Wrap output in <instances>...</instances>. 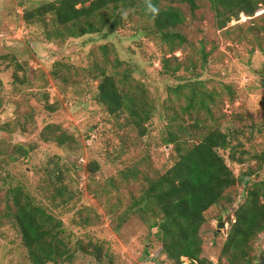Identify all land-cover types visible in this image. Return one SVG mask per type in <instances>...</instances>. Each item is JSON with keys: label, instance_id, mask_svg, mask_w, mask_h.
Returning a JSON list of instances; mask_svg holds the SVG:
<instances>
[{"label": "rangeland", "instance_id": "rangeland-1", "mask_svg": "<svg viewBox=\"0 0 264 264\" xmlns=\"http://www.w3.org/2000/svg\"><path fill=\"white\" fill-rule=\"evenodd\" d=\"M53 1L0 0V264H31L14 225L9 192L22 187L40 199L48 197L45 170L51 160L71 168L68 183L79 194L74 210L58 214L75 253L71 263L60 264H109L106 258L99 262L91 250L82 251L78 246L96 237L105 252L112 251L111 264H173L162 254L157 231L137 215L119 227L120 215L141 195L147 179L166 173L176 163L177 154L167 143L166 121L160 116L141 136L124 119L110 118L95 102L99 72L93 71L92 65L97 62L109 74L122 73L128 66L119 68L117 60L131 65L133 76L150 87L165 108L163 114L179 115V123L191 132L194 143L215 129L239 137L247 155L243 165L229 161L240 179L227 192L234 203L212 208L202 229L204 257L215 264H227L219 261L229 230V224H224L219 232L223 211H227V219L232 217L244 201L245 188L264 181V164L256 160L264 153V8L253 18L242 15L219 30L209 0H196L194 12L187 3H172L185 16L177 32L187 39L182 46L176 44L173 52L148 35L144 27L150 23L138 18L116 34L49 42L38 25L26 23L24 15ZM104 46L109 48L107 53ZM14 59L26 67L25 84L14 83ZM164 59H170L179 71L163 74ZM57 61L72 65L71 73L64 72L70 76L69 82L51 74ZM190 83H201L202 93L213 95L214 102L207 99L209 110L196 105L184 111L189 105ZM47 102L58 108L55 113L45 109ZM196 122L199 128H193ZM49 125L55 126L52 136L64 132L73 137L64 152L42 138ZM185 137L188 139V134ZM21 146L34 149L24 157L17 152ZM224 155L227 158L229 154ZM93 162L100 170L91 180L88 167ZM255 250L259 259L264 252V233L255 242ZM183 263L189 261L183 259Z\"/></svg>", "mask_w": 264, "mask_h": 264}, {"label": "trees", "instance_id": "trees-1", "mask_svg": "<svg viewBox=\"0 0 264 264\" xmlns=\"http://www.w3.org/2000/svg\"><path fill=\"white\" fill-rule=\"evenodd\" d=\"M209 1L219 30H224L233 21H239L242 15L253 18L264 8V0ZM175 2L187 3L193 12L198 9L196 0H56L26 11L24 20L29 25H38L47 41L53 42L104 32L107 35L116 34L138 18L150 23L144 27L148 35L175 52L177 45L187 43V39L177 32V28L184 24L185 16L182 10L170 5ZM149 4L157 11H150ZM102 48L105 53L109 51L106 46ZM13 62L14 83L25 84V65L16 59ZM117 62L119 68L125 64L128 68L122 73L109 74L97 62L92 65L93 71L99 72L95 102L105 109L110 118L124 119L126 125L137 130L141 136L148 133L152 121L160 116L166 121L167 143L174 146L177 154L176 163L166 173L147 179V187L139 197L133 198L127 210L120 215L119 227L132 215H137L151 230L157 231L162 254L173 264H184L183 259H187L189 264H215L204 257L202 229L207 221L206 214L223 202L231 206L234 203L227 192L236 187L240 179L229 161L243 165L247 152L238 136L221 129L210 131L201 142L194 143L191 132L179 123V115L163 114L161 111L164 112L165 108L159 104L150 87L133 76L132 66L124 61ZM162 63L165 75L179 71V67H172L170 59H164ZM71 71L72 65L57 61L51 74L67 83L70 76L64 72ZM21 72L25 74L24 77H20ZM202 87L201 83L187 85L189 105L185 112L196 105L209 110L207 99L214 102V97L202 93ZM168 91L172 89L168 87ZM45 109L55 113L58 108L47 102ZM193 128H199V122L194 123ZM54 130V125L47 126L42 138L57 149L63 150L68 142L73 141V137L64 132L52 136ZM185 130L188 132L185 133ZM33 149L21 146L17 147V152L28 157ZM239 149L242 150L240 154ZM226 152L229 154L227 158L224 155ZM256 160L263 165L264 153ZM60 163L51 160L50 167L45 170L50 188V195L45 199L26 192L22 187L9 192L14 207V225L31 264L71 263L75 258L72 239L58 214L74 210L79 194L68 183L71 168L66 163ZM99 170L97 162L91 163L88 167L89 178L94 179ZM132 176L139 177L137 173ZM245 189L244 201L233 210L232 217L227 219L225 208L221 217L224 224H229V230L219 261L225 260L227 264H257L258 261L255 242L264 233V181ZM78 246L82 247V251L91 250L99 262L106 258L111 264L112 251L108 249L105 252L103 242L97 237L90 239L86 245L79 243Z\"/></svg>", "mask_w": 264, "mask_h": 264}, {"label": "water", "instance_id": "water-1", "mask_svg": "<svg viewBox=\"0 0 264 264\" xmlns=\"http://www.w3.org/2000/svg\"><path fill=\"white\" fill-rule=\"evenodd\" d=\"M223 227H224V223H221L219 225V231H221ZM257 264H264V252L262 253L260 258L258 259Z\"/></svg>", "mask_w": 264, "mask_h": 264}, {"label": "clouds", "instance_id": "clouds-1", "mask_svg": "<svg viewBox=\"0 0 264 264\" xmlns=\"http://www.w3.org/2000/svg\"><path fill=\"white\" fill-rule=\"evenodd\" d=\"M149 10L152 11V12H156L157 11L155 8L152 7L151 4H149Z\"/></svg>", "mask_w": 264, "mask_h": 264}, {"label": "built area", "instance_id": "built-area-1", "mask_svg": "<svg viewBox=\"0 0 264 264\" xmlns=\"http://www.w3.org/2000/svg\"><path fill=\"white\" fill-rule=\"evenodd\" d=\"M227 226H228V224H227Z\"/></svg>", "mask_w": 264, "mask_h": 264}, {"label": "flooded vegetation", "instance_id": "flooded-vegetation-1", "mask_svg": "<svg viewBox=\"0 0 264 264\" xmlns=\"http://www.w3.org/2000/svg\"><path fill=\"white\" fill-rule=\"evenodd\" d=\"M220 232V231H219ZM217 236V235H216Z\"/></svg>", "mask_w": 264, "mask_h": 264}]
</instances>
